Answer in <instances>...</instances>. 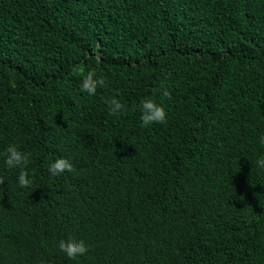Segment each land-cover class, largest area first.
Masks as SVG:
<instances>
[{"label": "trees", "instance_id": "16d2710c", "mask_svg": "<svg viewBox=\"0 0 264 264\" xmlns=\"http://www.w3.org/2000/svg\"><path fill=\"white\" fill-rule=\"evenodd\" d=\"M261 136L264 0H0V264H264Z\"/></svg>", "mask_w": 264, "mask_h": 264}, {"label": "clouds", "instance_id": "9594fccd", "mask_svg": "<svg viewBox=\"0 0 264 264\" xmlns=\"http://www.w3.org/2000/svg\"><path fill=\"white\" fill-rule=\"evenodd\" d=\"M105 81L97 78L95 70H90L83 76L81 81V91L86 92L89 96H95L98 87H103ZM164 96L171 98L169 91L164 92ZM109 115H123L127 109L116 97L105 100ZM141 116L140 119L144 126H149L154 123L163 124L167 121V112L164 107L156 104L151 98H145L140 104ZM261 145H264V136L259 140ZM4 163L9 169H19L18 185L21 188H29L32 185V180L29 178V173L26 171L29 163V154L21 151L16 145H10L5 151ZM256 166L264 169V156H261L256 161ZM48 172L52 177H58L65 172L73 171V164L66 158H57L48 166ZM5 184L4 177L0 176V186ZM58 248L63 252L69 260L75 261L78 257L85 256L91 246L84 240H79L73 237H68L66 240L59 241Z\"/></svg>", "mask_w": 264, "mask_h": 264}, {"label": "bare ground", "instance_id": "6f19581e", "mask_svg": "<svg viewBox=\"0 0 264 264\" xmlns=\"http://www.w3.org/2000/svg\"><path fill=\"white\" fill-rule=\"evenodd\" d=\"M34 244V243H33ZM25 246V245H24ZM37 248V247H36ZM32 250V249H31ZM31 251H29V253H30ZM35 253H37V252H35Z\"/></svg>", "mask_w": 264, "mask_h": 264}]
</instances>
